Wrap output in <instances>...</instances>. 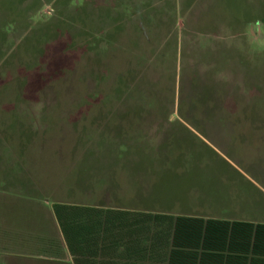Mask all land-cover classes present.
<instances>
[{"label": "rangeland", "instance_id": "rangeland-1", "mask_svg": "<svg viewBox=\"0 0 264 264\" xmlns=\"http://www.w3.org/2000/svg\"><path fill=\"white\" fill-rule=\"evenodd\" d=\"M28 195L264 222V0H0V243Z\"/></svg>", "mask_w": 264, "mask_h": 264}, {"label": "trees", "instance_id": "trees-1", "mask_svg": "<svg viewBox=\"0 0 264 264\" xmlns=\"http://www.w3.org/2000/svg\"><path fill=\"white\" fill-rule=\"evenodd\" d=\"M74 264H264V223L53 205Z\"/></svg>", "mask_w": 264, "mask_h": 264}, {"label": "crops", "instance_id": "crops-1", "mask_svg": "<svg viewBox=\"0 0 264 264\" xmlns=\"http://www.w3.org/2000/svg\"><path fill=\"white\" fill-rule=\"evenodd\" d=\"M250 182H253L252 180ZM191 188H193V190H196V195L193 196L192 198H190L189 200L192 201V199H196L199 198L200 196L202 197V201L203 203L199 206H196L197 208H204L207 206H210L212 208L214 207H218L221 208L223 206H220L219 203L221 202H226V197L225 196L227 189L224 190L223 192L219 189L222 187H219L216 189L215 193L216 196L212 197L209 193L206 192V186L203 185V192L201 193L202 187L201 185H194L191 184L189 185ZM224 186L228 187V189H232L234 184H225ZM236 186V185H235ZM234 186V191L237 189ZM229 190V191H230ZM236 192V191H235ZM16 193V192H15ZM13 193V194H15ZM204 194V195H203ZM16 195H20V194H16ZM22 196L24 194H21ZM218 195V197H217ZM18 197V196H17ZM28 197V200L24 199V198H16L13 201L11 200V204L10 207L6 208L5 214L6 217L4 216V239L5 242L0 243V246H2V248L9 249V250H18L17 248H19L20 243L21 244H30V245H34L33 247H40L42 249H45L47 251H53L55 252V257L57 258V263H65L67 262L68 264H74L72 256L68 250V246L67 243L65 241V238L62 234L61 228L59 226V223L55 217L54 211H53V205L56 203H62L65 204L63 202H54L52 205L49 204V200L48 199H42L43 196H26ZM185 198H182L180 200H176L178 201H182ZM133 202L136 201V199L132 200ZM169 202V201H168ZM10 203V202H9ZM190 207H193L192 210L196 211L194 213H181V214H174V213H163L165 215H170V216H188V217H202V218H216V219H223V220H229V219H224L221 217H215V216H210L207 215L205 213H199L197 211V209H195V204H191L188 205ZM187 206V207H188ZM227 206V205H225ZM104 207V206H101ZM234 207V206H233ZM231 207V211L236 209ZM111 208V207H110ZM264 210V206L263 207H259L257 209ZM114 209H126V210H131V211H145L144 209H140L139 206L133 207V208H114ZM224 211L223 213L226 214L225 209H229L230 210V206H227L226 208H223ZM21 212V215L25 214V215H34L36 218L31 219V222L33 224H31L29 227L27 226V223H25V226L27 227V229L29 230L30 234L27 238H22L20 237L18 228H15L14 226H16L15 224H12V219L13 217L10 219V216H17L19 213ZM156 213V212H153ZM41 220L43 225H40V221ZM230 221H245V220H230ZM245 222H252V221H245ZM255 223H264V222H255ZM39 228V230H41V234L39 231H37ZM41 235V236H40ZM28 251V250H27ZM66 257H65V256ZM6 257H10V256H6ZM63 259V260H61ZM2 261V263L0 262V264H6ZM9 264V263H8Z\"/></svg>", "mask_w": 264, "mask_h": 264}]
</instances>
